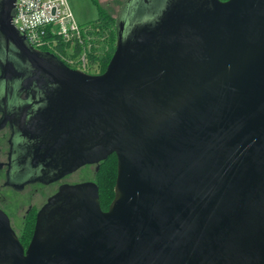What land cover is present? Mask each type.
<instances>
[{"label": "water", "instance_id": "water-1", "mask_svg": "<svg viewBox=\"0 0 264 264\" xmlns=\"http://www.w3.org/2000/svg\"><path fill=\"white\" fill-rule=\"evenodd\" d=\"M15 17L0 0V96L36 126V182L118 169L108 211L96 184L65 186L26 251L0 211V264H264V0H123L98 75Z\"/></svg>", "mask_w": 264, "mask_h": 264}, {"label": "flooded vegetation", "instance_id": "flooded-vegetation-1", "mask_svg": "<svg viewBox=\"0 0 264 264\" xmlns=\"http://www.w3.org/2000/svg\"><path fill=\"white\" fill-rule=\"evenodd\" d=\"M10 98L11 94L0 96V211L7 216L26 251L35 233L38 214L50 198L65 186L89 182L98 186L100 194L97 175L102 164L115 154L99 163L82 166L57 181L36 182V126L34 134L30 136L22 135L17 130L15 123L19 121V116L15 115L19 113L17 109L25 112V103L18 101L10 104ZM11 106L14 107L10 110ZM30 229H34V232L26 243L25 233Z\"/></svg>", "mask_w": 264, "mask_h": 264}, {"label": "built area", "instance_id": "built-area-1", "mask_svg": "<svg viewBox=\"0 0 264 264\" xmlns=\"http://www.w3.org/2000/svg\"><path fill=\"white\" fill-rule=\"evenodd\" d=\"M14 24L33 48L53 53L73 69L92 75L99 71L108 34L100 23L80 25L69 0H16ZM63 55L74 58V65Z\"/></svg>", "mask_w": 264, "mask_h": 264}, {"label": "trees", "instance_id": "trees-1", "mask_svg": "<svg viewBox=\"0 0 264 264\" xmlns=\"http://www.w3.org/2000/svg\"><path fill=\"white\" fill-rule=\"evenodd\" d=\"M226 1V0H222ZM123 3V1H122ZM122 3L120 4L119 10L122 6ZM100 8V18L97 21V23L102 24L104 27L108 26L113 29L112 37L110 39L111 41V48L109 49L108 56L105 57V59L101 61L100 69L98 74H103L114 54L116 42H117V30H116V20L117 15L119 12H117L116 16L110 15V13L106 12L103 8ZM107 27V28H108ZM78 53V51H77ZM93 58V57H92ZM94 60V58L92 59ZM117 169H118V161L116 155H113L110 157L104 164H102L100 172L98 173L97 177L99 179L98 184L100 187V202L102 209L106 210L112 203L113 199L115 198V185H116V179H117ZM34 232V229H30L26 231L25 235V242L28 243L30 238L32 237Z\"/></svg>", "mask_w": 264, "mask_h": 264}, {"label": "rangeland", "instance_id": "rangeland-1", "mask_svg": "<svg viewBox=\"0 0 264 264\" xmlns=\"http://www.w3.org/2000/svg\"><path fill=\"white\" fill-rule=\"evenodd\" d=\"M72 12L74 14V17L76 21L81 24L85 25L88 22L95 21L99 18V11L98 8L92 3L91 0H69ZM122 3V0L116 1L111 7L108 5V3L103 4L104 9L106 12L110 13L112 16H116L117 12H119L120 4ZM118 17V15H117ZM103 27V31H105L106 34H108V38L105 41V44L103 45V55L102 59L104 60L106 56L109 54V49L111 48V37L113 29L110 27ZM70 51L68 52V54ZM62 59H68L67 62H69L71 65H74V61L72 62L71 59H74L70 57L69 55H63ZM71 68V67H70ZM73 69V68H72ZM93 72V71H92ZM99 72V71H98ZM98 72L96 74H98ZM91 177V174L89 175Z\"/></svg>", "mask_w": 264, "mask_h": 264}, {"label": "crops", "instance_id": "crops-1", "mask_svg": "<svg viewBox=\"0 0 264 264\" xmlns=\"http://www.w3.org/2000/svg\"><path fill=\"white\" fill-rule=\"evenodd\" d=\"M91 1L98 8L99 18H100V8L99 7H101V8L104 9L103 4H105V3H108V5L111 7L118 0H91ZM99 18L97 20H95V21L88 22L87 24H95V23H97V21L99 20ZM87 24H85V25H87Z\"/></svg>", "mask_w": 264, "mask_h": 264}]
</instances>
